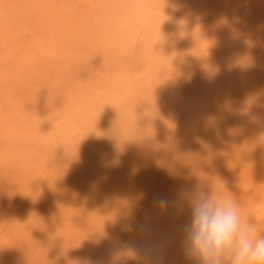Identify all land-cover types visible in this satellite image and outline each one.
Here are the masks:
<instances>
[{"label": "bare ground", "instance_id": "bare-ground-1", "mask_svg": "<svg viewBox=\"0 0 264 264\" xmlns=\"http://www.w3.org/2000/svg\"><path fill=\"white\" fill-rule=\"evenodd\" d=\"M191 189L264 235V0H0V264H193Z\"/></svg>", "mask_w": 264, "mask_h": 264}, {"label": "clouds", "instance_id": "clouds-1", "mask_svg": "<svg viewBox=\"0 0 264 264\" xmlns=\"http://www.w3.org/2000/svg\"><path fill=\"white\" fill-rule=\"evenodd\" d=\"M191 218L183 226L181 248L193 264H264V235L241 221L230 195L216 197L200 189L184 192ZM159 206L167 208L168 201Z\"/></svg>", "mask_w": 264, "mask_h": 264}]
</instances>
